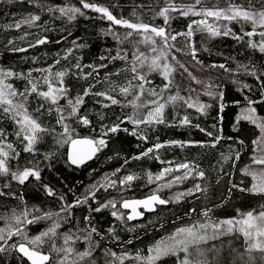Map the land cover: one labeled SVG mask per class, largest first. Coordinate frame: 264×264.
I'll return each instance as SVG.
<instances>
[{
    "label": "snow or ice",
    "instance_id": "6c2138e0",
    "mask_svg": "<svg viewBox=\"0 0 264 264\" xmlns=\"http://www.w3.org/2000/svg\"><path fill=\"white\" fill-rule=\"evenodd\" d=\"M3 2L27 3L36 10L0 25L3 32L38 30L36 33L21 31L19 36L7 39L5 47L11 53H27L29 49L53 43L50 32L61 33L54 43L67 42L80 18L106 21L107 28H101L99 34L111 37L116 47L106 49V54L98 57L99 63L85 64L83 56L77 53L89 45L76 37L69 47L54 53L52 63L46 66L17 71L0 65V125H5L0 126V198L18 201L16 206L0 212V264H12L13 259L17 264H165L168 259L173 264H264V203L247 211L238 208L233 217L213 218L215 209L230 200L234 192L264 197V115L258 111L264 105V64L258 65L249 59L247 63L236 61L234 68L227 63L206 65L199 53L211 50L207 46L197 47L195 40L196 34L206 40L231 37L243 42L248 49L264 54V0H148L147 3L133 0L128 17L123 12L114 14L112 9L121 7L118 2ZM145 13L150 22H145ZM44 15L48 16L47 20H42ZM180 18L188 23L185 29L176 30L173 21ZM157 19H161L162 24H156ZM57 22L62 26L58 27ZM233 24L239 25L238 33L231 27ZM33 35L35 38L29 39ZM22 43L26 47L21 46ZM47 55L44 53L45 57ZM24 59L36 64L40 57L24 56ZM229 59L235 60L234 57ZM62 61L68 65L59 67ZM116 62H122L123 66L109 71V66ZM212 70L222 72L214 76L196 74ZM153 74L161 78V84L154 83ZM121 76L124 77L122 83L119 82ZM68 78L85 81L87 86L73 94V88L66 83ZM248 78L255 84L248 83ZM15 81H21L22 87L18 88ZM226 83L235 86L242 96V100L231 102L239 111L231 126L235 135L229 136L224 135L223 129V113L229 106L225 100ZM87 97L94 98V103L99 105L100 110L95 111L98 128L89 118L93 110L82 111ZM114 106L120 108L118 115L111 111ZM214 107L217 109L214 122L203 126L200 118H207ZM111 115H115V120L105 122ZM242 122L256 130L250 144L239 135ZM161 126L189 132L197 130L205 139L195 140L189 135L188 139L161 141L159 135H154ZM79 129H86L89 134L81 135ZM120 133L139 141L136 148L150 140L153 142L143 151L125 157L112 172L93 180L80 195L69 189L74 197L70 203L69 193H62L43 181L42 172L53 168L60 159V149H66L64 163L68 167L80 168L98 158V154L108 148L111 138ZM225 142L226 151H218V146ZM48 144L53 147L41 152V147ZM194 147L201 149L202 154L211 152L218 157L211 167L216 171V185L226 181V195L221 197V203L211 206L205 203L199 210L191 207L185 213V216L196 217L191 223L176 227L146 249L126 250L133 240H121L116 222L134 233L137 228L147 226L129 227L128 222L143 218L145 213L157 214L161 206L179 204L190 198L197 203L207 201L211 185L198 159L161 158V150L184 151ZM249 148V162L240 167L238 162ZM22 153L28 157L23 164L20 163ZM119 155L116 153L117 157ZM39 156L44 167L37 159ZM143 159L156 160L164 167L156 173L144 170L143 177L139 172H128L117 179L131 161ZM237 172L241 176L238 182ZM141 178L146 180V187L155 185L150 187V194L142 199L125 198L133 182ZM245 179L250 180L247 186H244ZM188 181L191 186L172 191ZM31 183L55 201L58 208L45 210L38 205L30 206L23 193L14 190V184L25 187ZM110 189L117 195L103 201L97 198L98 192L107 193ZM165 190L170 192L166 198L161 195ZM81 207L88 210L83 217V227H79L74 212ZM104 210L114 218L106 233L97 227L93 216ZM41 222L47 226L37 234H30L29 226ZM105 240L116 244L120 251L104 246ZM236 241L240 242L239 247Z\"/></svg>",
    "mask_w": 264,
    "mask_h": 264
},
{
    "label": "trees",
    "instance_id": "16d2710c",
    "mask_svg": "<svg viewBox=\"0 0 264 264\" xmlns=\"http://www.w3.org/2000/svg\"><path fill=\"white\" fill-rule=\"evenodd\" d=\"M52 2V0H50ZM56 3H60L61 0H54ZM95 2L100 4H110V3H119L121 5L120 8L112 9L114 14L119 15L123 12L125 17H128L132 11V3L133 0H95ZM136 3H147L148 0H135ZM29 11H36L31 5L27 3H16L9 5L3 0H0V25L6 23H12L14 18H20L26 15ZM89 15H94L89 12ZM48 16L44 15L42 20H47ZM145 22H150L149 16L147 13L144 14ZM156 24H162L161 19H157L155 21ZM188 20L184 18L177 19L173 21V28L176 30H183L186 28ZM57 26L60 25V22H57ZM108 23L106 21H101L99 19L95 20H85L80 18L74 28H72V36L68 38L67 42H62L61 44L54 43L55 40L60 38V32H50L48 33L50 40L53 43H49L45 46H40L35 49H29L27 53H11L7 51L5 45L7 43V39L12 37L19 36L21 31H29L31 33H36L38 30L33 29H23L21 31L17 30H8L7 32L0 31V65L5 67H13L17 71H27L31 67H42L47 64H51L53 60V54L61 51L64 48L70 46L71 40L76 37H80L82 42H86L89 46L82 49L77 55L83 56L82 63H91L97 62L99 63L98 57L102 54H106L105 50L108 48L115 49L116 44L115 41L111 39V37H103L101 36L100 29L107 28ZM234 31L237 33L240 31L239 25L233 24L231 25ZM122 31V29H118ZM250 30V29H249ZM66 34V33H65ZM35 36H30L29 39H34ZM195 40L197 42V47L207 46L210 48L209 52L201 51L199 53L200 59L206 64L212 63H227L228 67L234 68L236 66V61L247 63L249 59L254 61L256 64H264V54H260L258 51H253L248 49L247 46L243 42H237L231 37H222L216 38L213 40H206L205 37L201 34H196ZM21 46H25L26 44H21ZM44 53H48L47 57L44 56ZM39 56L40 60L33 64L31 60H25L24 56ZM230 57H234L235 60L229 59ZM182 59L187 60V57H183ZM75 62L74 60L72 61ZM68 62L62 61V64L59 67L67 66ZM122 62H116L115 65L109 66V71H114L115 67H122ZM218 72H222V70H212L210 73H201L197 72V75H216ZM35 75V73H34ZM104 75V71L101 70V76ZM227 76V74H223ZM179 79V77H177ZM113 79H117L113 77ZM151 79L155 84H161V78L153 74ZM244 79V77H241ZM124 77L121 76L119 78V82H123ZM248 83L255 84V81L251 78L247 79ZM73 88V94L78 91H81L83 87L87 86V82L85 81H75L71 78L66 80ZM16 86L22 87L21 81H15ZM99 90V86L97 87ZM257 96L259 93L256 94ZM203 100H207V97H201ZM86 103L82 109V111L90 112L89 118L93 121V124L99 127V121L97 116L95 115V111H99V105L94 103V98L87 97L85 98ZM225 100L228 102L229 106L225 109L224 121H223V129L224 135H235L232 131V124L234 122L235 114L239 111L237 107L232 105L233 100H242V96L239 92L236 91L235 86L230 83L225 84ZM117 115L120 113V108L114 106L111 110ZM126 111H130L126 110ZM261 115H264V105L260 106L258 109ZM190 113L193 110H189ZM217 114V109L214 107L207 118L201 117L199 122L202 123L203 126H210L214 122V117ZM115 115H111L110 119L105 122L111 123L115 120ZM196 122V121H194ZM5 126V125H0ZM129 126V125H125ZM10 127V126H9ZM130 127V126H129ZM242 131L239 133L242 139L245 140L246 143L250 144V140L254 138L256 134V130L254 127L248 125L245 122L241 123ZM81 135H88L89 132L86 129H79ZM154 135H159L160 140H168V139H188L189 135L192 139L202 140L205 137L199 133L197 130H189L187 129H177V128H164L161 126L159 131ZM152 140L147 144H143L141 148H136L135 145L140 143L134 137H131L125 133H120L119 136L112 137L108 148L104 149L101 153L98 154V158L89 161L85 166L76 168V167H68L64 163V153L66 149H60V159H58L52 169H46L42 172V178L45 183H49L54 186L58 191L62 193H69L67 196V200L70 203L73 200L72 194L69 192V189H72L77 195H80L84 192L85 186L89 185L93 182V180H99L104 173H110L115 168L119 167L123 163V159L125 157H130L133 154H137L140 151H143L144 148L150 147L152 144ZM53 146L51 144L45 145L41 147V152L45 150L51 149ZM227 142L218 146V151H226ZM251 149H247L246 153L242 156L241 161L238 162L240 167H243L245 163H248V152ZM116 153H119V157L116 156ZM112 156L113 159L109 160L108 157ZM27 154L21 155L20 163L23 164L27 159ZM161 158L165 160H181L184 158L192 159L196 158L199 160L201 167L206 170V174L209 177V183L211 185L210 192L208 194L207 201H202L197 203L193 199H188L186 201H181L179 204H170L168 206H161L158 210L157 214H146L141 220L130 221L128 222V226L132 227L133 225H146L147 227L137 228L134 233L128 232L123 229L122 225L117 223V232L121 237L122 241H127L129 239L133 240L131 245L126 246V250L135 251L136 249L144 248L146 249L148 245L152 244L155 240L161 238L162 236L167 235L168 233L174 231L176 227H180L185 224L191 223L196 217L195 216H185V213L191 208L196 207L198 210L206 203L209 206L212 204L221 203V197L226 195V181L222 182L220 185L215 184L216 179V171L212 165L216 163L218 159L215 153H207L202 154V150L199 148H190L184 151L180 149H166L161 150ZM37 159L41 160V167H44V162L42 156L37 157ZM164 167V165L160 164L156 160L143 159L139 161H131L125 170H122L119 176L125 175L128 172H139L143 177L144 170H151L153 173L159 172L160 169ZM95 169L93 172L92 170ZM91 173V175H89ZM100 177V178H99ZM236 181L238 182L241 179L239 172H237ZM2 183V180H0ZM250 183L249 179H245L244 186H247ZM146 180L141 178L136 180L132 184V188L128 190L124 195L125 198H141L150 194V187H155L152 185L150 187H146ZM191 186V181L186 182L183 185H180L179 188H174L172 191L183 190L186 187ZM182 187V188H181ZM14 190L19 194L23 193L25 200L28 204L38 205L42 209L47 210L48 208L56 209L58 205L55 201L46 197L44 192L39 189V187L35 183L27 184L25 187H16L14 184ZM149 190V191H148ZM117 195L114 190H109V192L105 193L103 190L97 193V198L103 201L105 198ZM138 195V196H137ZM165 198L170 195L169 190H165L161 193ZM18 201L12 199L0 198V212L7 211V208L16 206ZM264 203V197H254L247 194H242L240 192H234L233 196L230 200L223 202V206L217 207L213 213L214 219H223L228 217L236 216V209H241L242 211H247L251 208L257 207L258 204ZM96 205L93 204V207ZM119 207V205H118ZM75 216L79 220V227L84 226L83 217L88 214V210L86 207L77 208L74 210ZM95 217L94 223L97 227L106 233V229L113 224L114 218L111 217L110 212L108 210H104L101 213H93ZM147 216V217H146ZM154 219V220H153ZM149 221H152L149 224ZM135 222V223H134ZM46 223L41 222L38 225L29 226L30 234H37L41 229L47 226ZM163 224L164 227L161 228L160 225ZM41 228V229H40ZM135 237H139L136 239ZM155 238V239H154ZM153 241V242H152ZM239 241H236V246L239 247ZM104 246L112 247L113 250L120 251V248L111 243L109 240L103 241ZM81 247H83L81 245ZM12 264H17V262L13 259ZM165 264H173L171 259L165 261Z\"/></svg>",
    "mask_w": 264,
    "mask_h": 264
},
{
    "label": "bare ground",
    "instance_id": "6f19581e",
    "mask_svg": "<svg viewBox=\"0 0 264 264\" xmlns=\"http://www.w3.org/2000/svg\"><path fill=\"white\" fill-rule=\"evenodd\" d=\"M235 115H236V114H235ZM99 178H100V177H99ZM181 188H182V187H181ZM176 190H177V189H176ZM148 191H149V190H148ZM111 196H112V195H111ZM137 196H138V195H137ZM146 214H147V213H146ZM148 214H149V213H148ZM148 214H147V215H148ZM151 215H152V214H151ZM146 217H147V216H146ZM153 220H154V219H153ZM135 222H137V221H135ZM135 222H134V223H135ZM45 225H46V224H45ZM40 229H41V228H40ZM154 239H155V238H154ZM152 242H153V241H152Z\"/></svg>",
    "mask_w": 264,
    "mask_h": 264
},
{
    "label": "water",
    "instance_id": "95a60500",
    "mask_svg": "<svg viewBox=\"0 0 264 264\" xmlns=\"http://www.w3.org/2000/svg\"><path fill=\"white\" fill-rule=\"evenodd\" d=\"M146 197V196H145ZM142 198H144V197H141V198H137V199H142ZM141 210H143V209H141ZM127 211V210H126ZM142 218H140V219H138V220H141ZM134 221H137V220H134Z\"/></svg>",
    "mask_w": 264,
    "mask_h": 264
}]
</instances>
